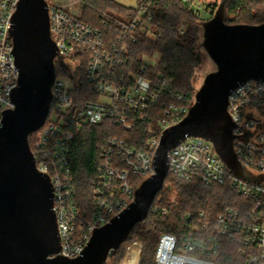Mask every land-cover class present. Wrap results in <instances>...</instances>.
Here are the masks:
<instances>
[{
  "label": "built area",
  "instance_id": "built-area-1",
  "mask_svg": "<svg viewBox=\"0 0 264 264\" xmlns=\"http://www.w3.org/2000/svg\"><path fill=\"white\" fill-rule=\"evenodd\" d=\"M181 1L192 6V0ZM18 2L0 0V122L2 112L13 108L9 96L17 85L9 29ZM45 2L50 35L66 69L57 61L55 64L64 71L66 79L55 76L49 114L44 125L34 132L30 151L37 170L50 179L60 254L74 259L81 255L96 228L108 223L133 201L134 192L141 185L134 190V180H146L154 174L153 156L162 132L178 124L193 103L187 106V94L178 92L172 79L151 75L153 64L148 57L143 58V66L137 73L119 72L125 64L128 44L136 43V34L151 32L146 0H138L136 18L116 22L115 40L76 20L73 10L79 7L78 0ZM85 57L86 82L97 99L74 108L75 125L110 122L131 131L136 120H155L160 136L151 137L144 150L115 137L103 141L102 161L95 172L92 219L79 225L68 158L73 133L64 117L74 107L70 95L79 86L70 63L79 68ZM228 112L234 124V153L248 179L235 177L210 142L193 137L169 152V172L182 182L226 186L243 200L242 205L226 207L213 215L204 211L186 212L180 236L159 237L154 264H221L218 261L221 257L231 258L235 264H264V83L249 81L240 85L231 93ZM152 212L168 213L158 206Z\"/></svg>",
  "mask_w": 264,
  "mask_h": 264
},
{
  "label": "water",
  "instance_id": "water-1",
  "mask_svg": "<svg viewBox=\"0 0 264 264\" xmlns=\"http://www.w3.org/2000/svg\"><path fill=\"white\" fill-rule=\"evenodd\" d=\"M228 1L202 23L200 46L215 70L205 76L187 115L162 132L154 174L125 210L92 232L80 256L68 259L60 254L50 179L37 170L29 146L49 114L55 62L66 66L50 35L45 0H19L9 29L17 85L9 96L13 108L2 112L0 122V264H105L147 218L169 172L168 154L186 138L210 142L235 177L248 179L234 153L228 101L240 85L264 83V23L227 25Z\"/></svg>",
  "mask_w": 264,
  "mask_h": 264
},
{
  "label": "trees",
  "instance_id": "trees-1",
  "mask_svg": "<svg viewBox=\"0 0 264 264\" xmlns=\"http://www.w3.org/2000/svg\"><path fill=\"white\" fill-rule=\"evenodd\" d=\"M48 1V0H46ZM79 16L76 20L93 29L99 30L106 38L116 39V22L131 21L139 14V6L126 7L114 0H78ZM204 2L205 0H198ZM149 3L148 14L151 16V32L148 35L136 34L135 44H128L125 64L119 70L122 74L137 73L143 66V58L159 59L151 69V75H164L174 81L178 92L187 94V106L193 101L192 79L194 69L200 64L198 54L199 16L193 7L181 0H146ZM227 25H260L264 23V0H229L226 7ZM87 58L81 62L77 73L80 75L79 86L71 93L73 109L65 114V121L73 133L69 147V163L72 169L75 202L80 214V224L91 221L93 215L92 196L96 181V168L102 158L100 148L104 140L115 137L137 150H144L151 137L158 138L160 129L155 120L135 121L131 131H125L110 122L100 125L77 127L73 122L74 108L84 102L97 99L86 82L85 69ZM64 71L55 65V75ZM36 133L29 138L32 146ZM144 180L135 179V190ZM157 198H161L158 203ZM176 200L172 202V199ZM243 200L226 186H205L198 182H182L170 172L162 190L156 196L147 218L136 224L128 239L118 248L106 264H154V254L159 237L162 234H182L184 214L204 211L208 215L216 214L226 207L239 208ZM167 210L166 215L153 213L154 207ZM132 248L124 250L127 243ZM221 264H235L227 257L219 258Z\"/></svg>",
  "mask_w": 264,
  "mask_h": 264
},
{
  "label": "rangeland",
  "instance_id": "rangeland-1",
  "mask_svg": "<svg viewBox=\"0 0 264 264\" xmlns=\"http://www.w3.org/2000/svg\"><path fill=\"white\" fill-rule=\"evenodd\" d=\"M126 7H136L137 6V2L138 0H114ZM222 0H205L204 2L198 1V0H192V6L195 10V12L198 14L199 16V41H198V54L200 56L201 62L200 64L194 69V75H193V79H192V93H193V101L194 102V95L196 93V91L200 88L205 76L211 72H213L215 70V65L212 63V61L209 59V57L207 56L206 52L203 50V48L200 46L201 42H202V23L210 20L212 18V16L214 15L217 7L219 6V4L221 3ZM79 7H76L73 10V13H75L77 16H79ZM159 56L158 55H153L152 60L150 61L153 65H155L156 61H158ZM74 62L70 63V68L73 69V74L74 76H76L78 84L80 83V75L77 73V65L73 64ZM75 69V71H74ZM62 76L66 79L65 74H62ZM176 199L173 198L172 202L175 201ZM133 244L132 242L127 243L124 246V250L126 252V250L131 249ZM127 255L124 256L123 261L120 263L122 264L123 262H125ZM109 260V259H108ZM107 260V261H108ZM109 262V261H108ZM106 262V263H108ZM105 263V264H106Z\"/></svg>",
  "mask_w": 264,
  "mask_h": 264
}]
</instances>
